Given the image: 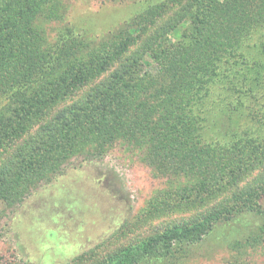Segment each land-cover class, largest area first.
I'll return each instance as SVG.
<instances>
[{
	"label": "trees",
	"instance_id": "trees-1",
	"mask_svg": "<svg viewBox=\"0 0 264 264\" xmlns=\"http://www.w3.org/2000/svg\"><path fill=\"white\" fill-rule=\"evenodd\" d=\"M61 6L0 0V208L125 142L171 185L134 222L142 234L71 264L168 259L250 216L261 227L232 249L262 246L264 0H150L96 43L72 31L49 41Z\"/></svg>",
	"mask_w": 264,
	"mask_h": 264
},
{
	"label": "rangeland",
	"instance_id": "rangeland-1",
	"mask_svg": "<svg viewBox=\"0 0 264 264\" xmlns=\"http://www.w3.org/2000/svg\"><path fill=\"white\" fill-rule=\"evenodd\" d=\"M60 17L45 24L50 42L72 31L96 43L123 27L150 0H59ZM171 185L125 142L104 155L84 153L35 188L22 204L0 208V256L4 264H71L82 254L130 243L151 197ZM264 207V200L262 201ZM262 222L242 217L221 225L197 244L179 243L168 259L142 264H264V244L241 256L232 249ZM123 230L124 233H121Z\"/></svg>",
	"mask_w": 264,
	"mask_h": 264
}]
</instances>
